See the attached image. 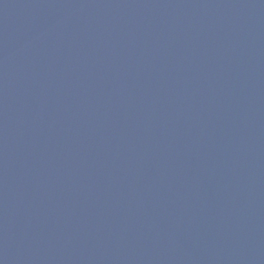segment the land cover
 I'll return each mask as SVG.
<instances>
[{"label": "water", "instance_id": "95a60500", "mask_svg": "<svg viewBox=\"0 0 264 264\" xmlns=\"http://www.w3.org/2000/svg\"><path fill=\"white\" fill-rule=\"evenodd\" d=\"M0 264H264V0H0Z\"/></svg>", "mask_w": 264, "mask_h": 264}]
</instances>
